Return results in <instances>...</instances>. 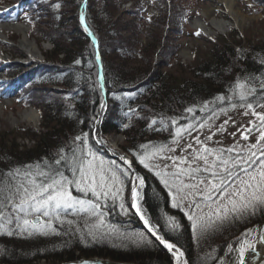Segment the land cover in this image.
<instances>
[{
  "label": "trees",
  "instance_id": "1",
  "mask_svg": "<svg viewBox=\"0 0 264 264\" xmlns=\"http://www.w3.org/2000/svg\"><path fill=\"white\" fill-rule=\"evenodd\" d=\"M252 1L262 6L264 13V0ZM162 2L160 13L144 14L140 0H133L129 8L122 7L119 0H0L12 7L11 14L25 17L32 33L38 32L37 43L51 44L48 49H41V59L26 63L15 61L12 54L0 74V96L9 97L6 88L16 82L15 93L21 103L40 112L39 130L27 127L0 132V201L10 210L5 200L6 188L27 183V171L38 182L42 178L36 172L48 171L49 167L60 168L71 178L72 172L63 162L56 165L55 161L61 156L71 157L73 149L83 147L75 142V137L85 133L87 147L97 156L128 168L94 140V125L105 100L101 135H122L117 148L130 155L144 176L143 204L164 238L184 253L185 264H227L234 251L223 259L224 247L231 242L235 248L240 239L237 236L247 226L262 223L264 208L239 219L234 214L223 222L215 221V226L201 234L178 207L172 206L167 189L139 162L138 156L148 146L170 141L176 127L199 116L206 102L217 106L219 96L234 95L238 81L258 85L257 94L264 91L260 87L264 82V41L249 37L240 40L232 31L212 42L192 64L179 63L175 70H164L174 52L170 49L176 48L168 40L169 24L178 32L183 15ZM80 14L86 25L80 22ZM124 14L128 17L124 18ZM100 71L104 92L98 80ZM17 136L31 142L22 141L20 149ZM124 186L130 207L132 180L126 178ZM72 187L70 190L74 191ZM60 213V220L43 219L52 220L54 232L30 235L31 229L22 231L16 225L1 230L0 264H32L41 258L55 264L57 260L94 255L134 264H173L172 255L130 209L123 216L110 214L108 220L115 228H106L100 235L92 227L95 217L72 210ZM169 216L175 218L178 229L166 223ZM138 233H143L145 240L141 241Z\"/></svg>",
  "mask_w": 264,
  "mask_h": 264
},
{
  "label": "snow or ice",
  "instance_id": "2",
  "mask_svg": "<svg viewBox=\"0 0 264 264\" xmlns=\"http://www.w3.org/2000/svg\"><path fill=\"white\" fill-rule=\"evenodd\" d=\"M76 63L79 64L80 61L77 60ZM260 87L264 89V82ZM233 92L240 103L239 105L232 104V107L245 108V115L253 117V120L249 121L251 127L244 129L241 135L247 140V135L244 133L255 130L258 133L256 142L234 156H226L225 153H233L237 146L228 149L204 146L195 150V155L191 160L184 157L179 158L180 164L186 165L185 167L174 163L175 171L156 172V175L161 177V183L169 189L170 195L173 197V207H182L185 201L188 202V218L192 221L193 229H199L201 234L215 226V221L227 220L230 214H236V218L239 219L249 210L254 213L257 208H264V91L257 94L255 88L247 87L238 81ZM218 99L224 100L225 97L221 96ZM231 99V97L228 98L229 102ZM103 107L104 104L101 103V108ZM227 123L228 121H225V124ZM127 126L124 125V127ZM185 130V127L177 128L176 135L180 136ZM87 136V133L83 137L76 136L75 142H80L83 147L78 146L77 149H73L71 157L61 156L59 160L55 161L56 165L63 162L64 166L72 172L71 178L64 175L60 168L49 167L48 171L36 172L35 175L42 178L38 182L31 178L33 173L27 171L25 173L28 178L27 183L8 185L6 188L8 195L5 200L17 215L14 218L5 217L4 213L0 211V218H4L7 223H12L14 219L16 227L22 231L31 229L30 235L32 232L41 234H47L49 231L54 232L52 220H41V216L60 220V212L63 210L66 213L69 209L96 217L98 224L103 225V205L98 201L101 199L107 201L109 198L120 199V209L127 214L128 209L123 203L122 193L125 179H131V207L135 209L136 215L143 221L145 228L169 251L173 252L177 264H182L184 253L159 233V226L154 225L150 219L146 218L145 213L138 205V200L143 198L140 189L144 186V178L138 174L131 175V162L124 157L121 159L128 164L126 169L118 167L115 161L106 164L103 157H98L87 147ZM207 139L210 140L211 136ZM197 143H200L199 139H197ZM145 147V145H141V148ZM188 147L192 146L188 145ZM161 150L154 149L151 153L146 152L144 155L138 156V160L149 170L159 167L147 161H150ZM77 151L79 155H77ZM169 159L175 158L169 157ZM164 168L167 169L168 165H165ZM18 174L19 170H17ZM72 186L85 195L91 193L96 199L85 200L73 196L70 190ZM4 207L5 203L0 201V208ZM205 208L208 209L207 212L204 211ZM166 223L170 224L174 230L180 227L175 218L171 216L167 217ZM4 227V224H0V229ZM251 231L248 230V236L251 235ZM9 234L12 233L9 232ZM136 235L141 241L145 240L143 233ZM261 240L264 241V235L261 236ZM148 242L150 243V241ZM249 248L254 250L255 244L245 236L238 248L234 249L238 251V264H245V251Z\"/></svg>",
  "mask_w": 264,
  "mask_h": 264
},
{
  "label": "rangeland",
  "instance_id": "3",
  "mask_svg": "<svg viewBox=\"0 0 264 264\" xmlns=\"http://www.w3.org/2000/svg\"><path fill=\"white\" fill-rule=\"evenodd\" d=\"M122 2V7L129 8L133 2V0H119ZM142 5H144L143 13L145 14V10L150 11L152 14H157L161 12L162 7L164 6V3L162 0H140ZM166 2V6H169L170 10H178L182 12L181 19L179 22L180 30L178 32H175V27L169 24V34L168 40L171 46H176L174 50L170 49L171 51H174L172 54L168 57L167 64L163 67L164 70H175L177 66H179V63H182L184 65H190L192 62L204 55L205 51L211 46V43L214 41H217L219 39H222L223 37H226L229 35L232 31L235 32L236 36L239 37L240 40L246 39L249 37L252 40H260L264 41V13L262 11V6L255 4L252 0H235V4L233 5L234 10L237 9L240 11L244 18V23L239 26L236 23V19L233 15V13L229 10L226 2L223 0H164ZM2 4V5H1ZM8 3H0V8ZM5 9H0V23L4 24H10L15 22H21L26 25L27 31L26 36L28 39L33 40L37 46L39 47V52L34 57H29L27 53L22 51L21 47L18 44V40L21 36L20 32H17L11 27H2L1 31L4 34V38L1 41V50L2 54L0 55V64H2V67L0 71L3 69V65L5 64L4 61H7L11 59V55L15 54L14 58H20L24 62H27L29 60H37L41 59L42 56V50L41 49H48L51 47V44L47 41H41L37 43V35L38 32H31V26L30 23H28L25 19V17L20 16H14L11 14L4 13ZM205 12V14H204ZM215 16L217 19H225L230 21V25L227 27V29L223 32L218 31L217 34H206L202 32L201 30L195 29L191 23L190 19L194 17H201L206 23L210 22V19L212 16ZM124 18H127V15H123ZM174 29V30H173ZM177 30V29H176ZM186 49L188 54L186 56H183L181 54L182 49ZM176 51V52H175ZM20 54V55H18ZM12 58V59H14ZM1 74V73H0ZM245 84L247 87L251 88H258V85L253 87L254 85H248ZM13 91H15V87L12 88ZM14 93V92H13ZM10 94V93H9ZM12 94V93H11ZM221 97V96H219ZM222 97H225L224 100H220L217 98L218 105L215 106V104H211V101L206 102L205 106L203 107V111L201 109V112L198 114L199 116L188 119L185 122H183L181 125L177 126L174 130V135L170 141H168L165 144H161L159 146H148L144 153L141 154L144 155L146 152L151 153L154 149H162L157 155L150 159V161H147L153 165H158L159 167H153L152 170L149 171L153 172L156 175L157 171H175L174 163L180 167H185L186 165L180 164L179 158L184 157L188 160H191L193 156L195 155V150L202 148L204 146H207L208 148H223L228 149L233 146H237L234 149L233 153H225V155H236V153L242 152V150L246 149L251 144H254L256 142V137L258 135L257 131L253 130L250 133H244V135H247V140H245L241 133L244 132V129L251 127L249 124V121L253 120V117L251 115H245V108L242 107H232V104L239 105L240 101L238 97L234 94L232 95H222ZM231 97V102H229L228 98ZM0 132L2 131H8V130H17L19 128H33L35 130H39L40 128V112L37 108L33 106H24L21 101L18 99L17 95L14 93L12 96L9 97H3L0 96ZM37 110L38 115V124L33 125L31 122L28 121H13V116H18V113L24 109H33ZM261 110V109H257ZM215 113V115H214ZM225 121H228L227 124H225ZM201 125H203L201 127ZM223 126V127H222ZM185 127L186 130L180 135H176L177 128ZM23 130V129H21ZM209 136H211V139H207ZM24 139L23 136H17L16 140L19 142L25 141V142H31L30 140ZM109 140L105 141L106 143L114 141V144L112 147L116 148L118 147V144L121 143V139L116 138L114 135L107 136ZM197 139H199L200 143H197ZM18 142V143H19ZM33 143V142H32ZM29 144V143H28ZM21 143H19V147L21 149ZM188 145H191L192 147L189 148ZM25 146V145H24ZM117 149V148H116ZM99 157V156H98ZM175 158V159H169ZM105 161V160H104ZM107 164L108 162L105 161ZM168 165V168L165 169L164 166ZM157 176V175H156ZM158 180L161 182V177L157 176ZM187 179V178H185ZM137 183V182H136ZM163 184V183H162ZM165 187V185L163 184ZM74 191H71L73 196L79 197L80 199H92L95 200L96 198L91 195V193H88L85 195L83 192H78L77 189L73 186ZM169 193V201L171 204H173V197L170 195L169 189L165 187ZM132 195V194H131ZM128 192L125 189L122 193V200L125 204V207L129 210L130 207H127V200H128ZM197 199H200L197 197ZM18 202V201H16ZM103 205L102 212H103V225L98 224L97 218L95 217L94 222H92V227H94L96 230H98L99 235L103 232V230L111 228H115V224H112L111 220H108V216L110 214H114L117 212V215L123 216L125 214L120 209V203L121 200H113L109 198L107 201L101 199L98 201ZM187 201L184 202V205L182 207H178L180 211H182L188 218L187 213L189 212V208L187 207ZM130 206V205H129ZM131 210V209H130ZM0 211L4 213L5 217H11L14 218L17 213L15 211H12V209L5 206L4 208H0ZM67 211H71L70 209ZM205 212L208 211L207 208L204 209ZM64 213L65 211H61ZM61 214V213H60ZM22 215V214H21ZM36 215V214H33ZM233 214H230L229 216H232ZM236 215V214H235ZM246 215H253V212L249 210V212ZM43 220L44 217L41 216ZM110 219V218H109ZM141 223V221H140ZM190 223L192 224V221L190 220ZM264 221L261 222H255L254 224L247 226L244 231L237 236L239 239V242L235 248L232 247V243L229 242L226 244L223 250V259L225 256H228V254L231 252L230 249H233L234 254H232V260L229 261L227 264H238L237 256L238 251H235L234 249H237L239 246V243L247 236L249 240H252L254 244L257 242V238L261 232V229L263 227ZM0 224H4L5 227L0 229L1 230H7L9 228H12L13 225H16L15 220L13 219L12 223H7V221L4 218H0ZM248 230L251 231V235L248 236ZM250 249V248H249ZM247 249V250H249ZM246 250V251H247ZM245 251V252H246ZM98 257H104L108 258L110 260H114L112 257L109 256H99L94 255ZM83 257V256H80ZM91 257V256H89ZM73 260V259H71ZM173 260V259H172ZM59 262V260H57ZM183 264H185L184 257H182ZM48 261L43 258L34 261L33 263H47ZM32 263V264H33Z\"/></svg>",
  "mask_w": 264,
  "mask_h": 264
},
{
  "label": "bare ground",
  "instance_id": "4",
  "mask_svg": "<svg viewBox=\"0 0 264 264\" xmlns=\"http://www.w3.org/2000/svg\"><path fill=\"white\" fill-rule=\"evenodd\" d=\"M226 2L229 10L233 13L237 25L241 26L244 23V18L239 10L233 8V5L235 4V0H223ZM205 14V12H204ZM191 25L198 30H201L202 32L206 34H217L218 31H225L227 27L230 25V21L225 19H217L213 15L210 19L209 23H206L201 17H194L190 19ZM2 27H11L17 32H20L21 36L18 40V44L21 47L22 51L28 54L29 57H34L39 52V47L37 44L33 41L28 39L26 36V25L21 22H15L10 24H4L0 23V55L2 54L1 50V41L4 38V34L1 31ZM181 54L183 56H186L188 54L187 50L184 48L181 50ZM1 105V103H0ZM13 121H28L31 122L33 125L38 124V115L37 111L34 109H24L18 113V116H13ZM109 140L107 136H102V140ZM104 140V141H106ZM111 146L114 144V141L108 142ZM139 182H137L138 184ZM141 191V189H140ZM140 203V199L138 200V205ZM264 235L263 227L261 229V232L257 238V242L255 244V249H249L245 252V264H261L259 261V258L262 255V252L264 251V241L261 240V236ZM177 264V262H176ZM183 264V261H182Z\"/></svg>",
  "mask_w": 264,
  "mask_h": 264
},
{
  "label": "water",
  "instance_id": "5",
  "mask_svg": "<svg viewBox=\"0 0 264 264\" xmlns=\"http://www.w3.org/2000/svg\"><path fill=\"white\" fill-rule=\"evenodd\" d=\"M80 22L85 25V21H84V18L82 16V14H80ZM90 36L91 38L93 39L95 45H96V39L94 38L93 34L91 33L90 31ZM96 59L97 61H99V55H98V52L96 53ZM98 80H99V85L101 87V89L103 90L104 92V88H103V82H102V74L101 72H99V75H98ZM104 106L106 105V101L104 100L103 102ZM34 109V108H33ZM104 110H105V107L102 109V112L100 113V115L98 116L96 122H95V125H94V129H93V137H94V140L95 142L100 145L101 147H103L105 150H107L108 152H110V154L118 159L120 162H122L125 166L128 167V164L125 163L124 160L121 159V157H124L127 161H130L131 162V171L133 172V175H136L138 174L139 176L143 177L144 176L142 175V173H140L137 168L134 166V164L132 163L131 161V158H130V155H128L127 153H122L120 152L119 150H117L116 148L112 147L110 144L106 143L104 140H102V136H101V129H100V123H101V119H102V116H103V113H104ZM116 138H119L122 140V135L121 134H116L115 135ZM138 182V181H137ZM144 188H145V180H144V186L143 188L141 189L140 191V194L141 196L143 197V191H144ZM132 205V204H131ZM139 207H141V209L143 210V212L145 213L146 215V218L150 219L152 221V223L154 225H157L154 220L152 219V216L150 214V212L148 211V209L146 208V206L143 204V198L140 199V203H139ZM131 208V211L136 215V211L135 209H133L132 207ZM136 217L138 218L139 221L142 222V226L145 228L144 226V223L143 221L140 219V217L138 215H136ZM146 231H148L146 228H145ZM263 230H264V223H263ZM149 232V231H148ZM151 233V232H150ZM159 233L162 235V232L159 228ZM152 234V233H151ZM159 241V240H158ZM160 243V241H159ZM160 245L165 248V250L172 255L173 257V264H176V259L173 255V252L172 251H169L168 248L160 243ZM259 261L261 264H264V251L262 252V255L261 257L259 258ZM84 262H87V264H134V263H130V262H124V261H117V260H110L108 258H104V257H98V256H87V257H78L76 259H73V260H67V261H60V262H57L55 264H84ZM33 264H50V263H33Z\"/></svg>",
  "mask_w": 264,
  "mask_h": 264
}]
</instances>
